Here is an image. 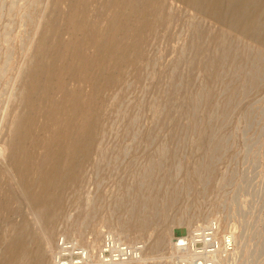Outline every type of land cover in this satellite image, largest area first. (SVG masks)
Segmentation results:
<instances>
[{
	"label": "rangeland",
	"instance_id": "374dc122",
	"mask_svg": "<svg viewBox=\"0 0 264 264\" xmlns=\"http://www.w3.org/2000/svg\"><path fill=\"white\" fill-rule=\"evenodd\" d=\"M163 1L165 20L153 28L149 2L129 4V21H117L116 38L105 43L100 90L92 94L76 76L63 84L61 76L51 79L84 51L73 45L80 26L71 23L72 0H0V199L7 202L0 208L1 240L24 215L33 218L14 140L22 139V157L37 165L62 143L76 152L81 138L89 154L83 182L66 188L52 250L63 236L98 263L106 232L145 247L126 264H184L174 236L217 220L237 245L218 264H264V46L186 0ZM85 48L94 54L92 45ZM55 210L54 203L47 208ZM135 215L150 220L146 233L134 230ZM160 229L165 246L153 248ZM52 257L50 251L47 264Z\"/></svg>",
	"mask_w": 264,
	"mask_h": 264
},
{
	"label": "bare ground",
	"instance_id": "6f19581e",
	"mask_svg": "<svg viewBox=\"0 0 264 264\" xmlns=\"http://www.w3.org/2000/svg\"><path fill=\"white\" fill-rule=\"evenodd\" d=\"M133 1L138 5L137 7H142L149 2V11L155 16V20L149 22V27L153 28L152 26L165 20V2L163 0H72L73 3L71 7L74 11L75 18L71 23L74 26L76 24L80 26L73 45L77 47L81 45L80 49L84 51H77V60H72L70 58L69 62L64 63L63 69L58 70L60 73L57 74L58 71H53L51 79L54 80L56 76H61L63 84L73 75L82 82H88L91 86L90 90L92 94L98 92L100 90V76L97 72L104 63L103 50L105 48V43L108 40L112 41L116 38V34L112 33V28L117 21L119 22L120 19L123 20L124 23L129 21V13L131 12L129 4H132ZM186 1L189 5L197 7L204 15L211 16L224 26L254 38L261 46H264V0ZM89 12L94 14L92 19L89 18ZM104 17L107 19V25L104 31L99 32L97 27ZM88 45L94 47V54L90 55L87 53L85 47ZM72 66H74V68L78 67L81 70L80 73L72 74L70 70ZM113 74L114 73L111 74L109 71V84H107L109 88L115 83ZM80 95L81 92L76 93V95L70 99L69 102L72 109H74V102L77 101V97ZM70 111L69 108L68 116L72 118ZM99 120V108L97 105L92 120L93 129L90 130V136H93V138L98 135ZM19 121H24L23 115L20 116ZM62 144L63 145H59V148H56L51 154H47L41 163L33 165L32 162H34L35 158L30 155L28 157H22V153H20L24 148L22 139L18 138L14 140L11 147L13 154L17 157L15 159V168H17L22 176L28 179L25 184V189L30 192L28 203L33 218L24 215L23 221L20 224L17 223L13 225L14 229L11 227L13 230H11V234L7 235L6 233L2 237V240L0 239L2 243L5 244L3 250L4 257H2L1 264H47V256L50 251L54 256L52 257L54 261L52 260L51 264H91L92 262H94V264H126L131 262V260H139L134 258L128 260L108 259V255L105 254L107 250V240L113 238L114 235L111 233L107 235L106 232L104 233V243L102 251L99 254V261H96L98 263H95L90 254L82 249L83 246L71 243L66 237L63 238V236L60 240L57 239L55 248L52 250V241L57 233V218L62 216V212L64 211L62 200L64 199L66 188L69 185L79 186L82 184V172L89 158L88 152L81 150L83 146L81 138L76 145L79 149L73 153L66 152L68 145ZM29 164H31V167H28ZM35 172L37 173V179L32 180V176ZM37 180L41 181L40 193L38 194L34 193L32 189V186ZM4 201L0 199V208L7 203ZM53 203L56 205V210L49 213L47 208ZM134 217L136 222L134 230L140 233H146L150 226V220L147 218L141 219L137 215ZM163 219L167 220V217ZM37 222L41 224L40 231L35 227V223ZM194 230H196L195 227L189 232L192 233ZM40 232L41 235L39 234ZM176 236H174L173 239L171 238L173 244L172 248L182 261H187L190 255L180 253L174 246ZM165 243L164 230L160 229L155 235L152 247L159 249L164 247ZM95 245L96 243L94 241V246ZM144 250L145 247H143L140 258ZM74 255L78 256L80 259L75 260ZM219 262L220 260H218L217 264Z\"/></svg>",
	"mask_w": 264,
	"mask_h": 264
},
{
	"label": "built area",
	"instance_id": "2783aa9c",
	"mask_svg": "<svg viewBox=\"0 0 264 264\" xmlns=\"http://www.w3.org/2000/svg\"><path fill=\"white\" fill-rule=\"evenodd\" d=\"M175 239V248L190 255L184 264H217L218 260L231 258L237 248L234 234L223 232L217 220L196 228L192 233L187 229V234ZM106 248L108 259L115 260L138 259L143 251L142 244L127 243L116 237L107 240Z\"/></svg>",
	"mask_w": 264,
	"mask_h": 264
}]
</instances>
